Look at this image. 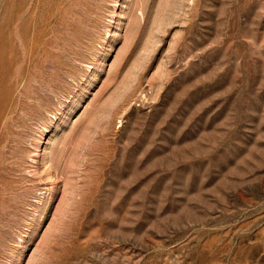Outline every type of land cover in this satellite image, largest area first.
I'll return each instance as SVG.
<instances>
[{
	"label": "rangeland",
	"instance_id": "374dc122",
	"mask_svg": "<svg viewBox=\"0 0 264 264\" xmlns=\"http://www.w3.org/2000/svg\"><path fill=\"white\" fill-rule=\"evenodd\" d=\"M0 264H264V0H0Z\"/></svg>",
	"mask_w": 264,
	"mask_h": 264
},
{
	"label": "bare ground",
	"instance_id": "6f19581e",
	"mask_svg": "<svg viewBox=\"0 0 264 264\" xmlns=\"http://www.w3.org/2000/svg\"><path fill=\"white\" fill-rule=\"evenodd\" d=\"M6 103H7V102H5V105H6ZM5 105H4V107H5ZM7 106H8V105H7ZM4 109H5V108H4ZM9 109H10V108H9ZM6 110H8V109H6ZM11 111H12V110H10V112H11ZM6 114H7V113H6Z\"/></svg>",
	"mask_w": 264,
	"mask_h": 264
}]
</instances>
